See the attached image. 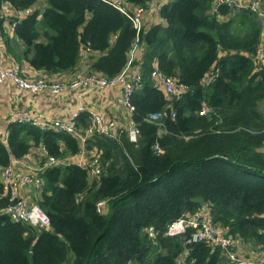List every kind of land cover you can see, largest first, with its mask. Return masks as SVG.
Here are the masks:
<instances>
[{"label":"trees","instance_id":"16d2710c","mask_svg":"<svg viewBox=\"0 0 264 264\" xmlns=\"http://www.w3.org/2000/svg\"><path fill=\"white\" fill-rule=\"evenodd\" d=\"M38 1L0 0V8L30 10L12 23L35 70L71 72L89 47L98 54L91 69L113 78L137 39L143 76L131 104L140 135L135 143L124 131L89 138L86 148L96 149L101 166L100 176L89 178L84 167L65 162L78 154L74 136L11 124L7 144L0 141V166L33 146L65 163L38 173L37 204L49 229L11 220L8 199L0 198V264H223L220 247L187 242L190 230L163 235L168 223L205 204L235 241L264 249V70L251 58L263 28L256 15L224 4L215 10L214 0H168L164 24L137 33L108 0H45L42 12ZM123 1L142 8L151 2ZM154 67L175 77L183 94L169 98L155 86ZM203 105L212 111L199 115ZM153 112L162 114L159 122L147 120ZM88 120L82 113L78 126ZM149 226L158 232L154 239Z\"/></svg>","mask_w":264,"mask_h":264},{"label":"built area","instance_id":"2783aa9c","mask_svg":"<svg viewBox=\"0 0 264 264\" xmlns=\"http://www.w3.org/2000/svg\"><path fill=\"white\" fill-rule=\"evenodd\" d=\"M168 0H158L154 7V16L159 17L162 6ZM112 7L123 14L133 25L137 33L144 29L145 16L147 14V7L132 6L123 0H108ZM243 0H214L213 9H217L218 5H227L232 9V12L237 11L240 8H248L259 18L264 17V11L259 9V0H252L248 4H244ZM26 11H15L18 16L16 19L21 18L22 14L29 13ZM14 24V23H13ZM115 37V36H114ZM1 39V36H0ZM137 39L133 42L131 51L129 53L128 61L123 70L115 77L111 78L101 73L89 70L88 64L83 71H75L69 74L67 77L58 79H50L47 76L26 77L21 74L18 66L14 70H5L0 66V82L6 78H12L15 84L19 88H23L30 93H36L41 91H49L51 94L59 93L65 88L69 90H75L81 85L90 84L94 88H102L107 85H113L117 81L123 83V104L127 108L131 115L129 126L126 129V135L129 141L136 142L140 135V130L132 120V112L134 110L131 104V94L142 85V72L140 66L136 65L131 70L134 53L138 47ZM93 55V51L89 47H83L80 50V56L88 62V58ZM254 63L255 70H264V46H258L255 53L251 55ZM131 70L129 78L126 77L127 73ZM212 74L208 78H205V82H209L212 79ZM150 78L152 82L160 88L167 97H179L184 92V86L178 82L175 77L166 76L159 69L154 67L150 72ZM211 107L203 105L199 110V115H206L211 112ZM85 112L84 106H79L77 112L74 114L73 119L69 123H64L61 120H55L53 122H46L40 126L43 130L52 129L55 131H65L74 136L77 141L85 145L86 141L94 135H104L112 137L110 128L112 123L104 120V117L92 112L89 115L90 122L86 127L82 128L78 126V117ZM162 117L160 112H153L147 116L149 122H159ZM20 122H29L27 118H21ZM3 137V139H2ZM5 135L0 132V141L5 143ZM159 150V147H156ZM63 163L59 159H55L46 155L43 165L35 170H31L30 173H14L10 165L0 166V178L2 190L0 191V198H7L8 205L4 207V211L9 218L16 222L28 223L37 229H49V220L45 212L38 206L35 201H27L21 197L20 183L34 186L36 189L41 190L43 180L38 173L45 168L53 165ZM86 169L89 178H96L101 174V166L99 162L98 154L95 153L88 162L85 164L80 163ZM188 230H190L187 242L198 243L207 242L211 246H218L222 249L221 256L224 264H264V249L259 247V250H241L242 243L235 241V239L226 232V230L217 223L212 221L210 209L208 206L203 205L200 209L194 213H185L181 217L171 221L167 224L164 236H183ZM146 234L149 239H154L158 232L153 226L146 228Z\"/></svg>","mask_w":264,"mask_h":264},{"label":"crops","instance_id":"0c3cea01","mask_svg":"<svg viewBox=\"0 0 264 264\" xmlns=\"http://www.w3.org/2000/svg\"><path fill=\"white\" fill-rule=\"evenodd\" d=\"M243 1L245 2L244 4H248L252 0ZM157 2L158 0H151L148 4L144 27L150 24H164L161 16H154V7ZM35 7L42 12L45 7V0H39ZM259 9L264 11V0H259ZM253 14L256 15L255 13ZM24 15L21 13L20 16L23 17ZM15 16H18V14L8 5L0 8V66L5 70H14L18 66L21 74L26 77L43 76L46 72L33 69L24 57V45L15 37L13 32L12 20ZM257 18L262 24L263 40L261 45L264 46V17ZM97 55V52L93 51V55L88 58V62L80 56L77 68L61 76L47 73L45 75L50 79L67 77L72 72L88 70L86 69L87 64L89 70H92L91 62ZM142 55L141 46H138L133 56L131 70L139 68ZM136 65L138 66L135 67ZM131 70L127 73V78H129ZM81 105L84 106V113L88 114V118L92 112H95L101 114L105 121L112 123L110 128L112 137L119 136L118 134L123 131L126 133L131 115L123 104V83L121 81L102 88H94L90 84H85L75 90L65 88L59 93L51 94L49 91L30 93L23 88H19L12 78L4 79L0 82V132L5 135L4 144H7L9 126L16 121L20 122L21 118H27L29 122L26 123L29 124L35 122L43 125L46 122L49 123L55 120L69 123ZM261 108H264V98L259 103L260 111ZM262 113L264 114V111ZM89 122L90 120H88ZM86 146L87 141L85 145L79 143L78 154L65 162L75 164L88 162L97 152L94 147L87 149ZM44 158L45 150L43 147L33 146L24 156L20 158L12 157L8 165L11 166L14 173H30L31 170L43 165ZM20 192L21 197L27 201L37 202L40 198V190L24 182L20 183Z\"/></svg>","mask_w":264,"mask_h":264},{"label":"rangeland","instance_id":"374dc122","mask_svg":"<svg viewBox=\"0 0 264 264\" xmlns=\"http://www.w3.org/2000/svg\"><path fill=\"white\" fill-rule=\"evenodd\" d=\"M247 1V0H246ZM264 111V108H261V113ZM262 115L264 116V114L262 113ZM241 250L247 251V250H251V247L247 246H242ZM224 264V261H223Z\"/></svg>","mask_w":264,"mask_h":264}]
</instances>
